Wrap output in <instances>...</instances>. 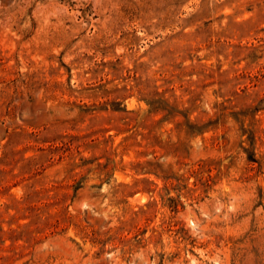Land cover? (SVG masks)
<instances>
[{"label": "rangeland", "instance_id": "rangeland-1", "mask_svg": "<svg viewBox=\"0 0 264 264\" xmlns=\"http://www.w3.org/2000/svg\"><path fill=\"white\" fill-rule=\"evenodd\" d=\"M0 264H264V0H0Z\"/></svg>", "mask_w": 264, "mask_h": 264}]
</instances>
